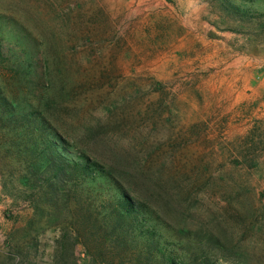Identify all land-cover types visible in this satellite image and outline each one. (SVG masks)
<instances>
[{
	"label": "rangeland",
	"instance_id": "rangeland-1",
	"mask_svg": "<svg viewBox=\"0 0 264 264\" xmlns=\"http://www.w3.org/2000/svg\"><path fill=\"white\" fill-rule=\"evenodd\" d=\"M0 9L45 58L43 103L72 143L123 171L174 232L190 230L220 262L264 264V29L211 0ZM27 193L0 167V264H98L66 212Z\"/></svg>",
	"mask_w": 264,
	"mask_h": 264
},
{
	"label": "trees",
	"instance_id": "trees-1",
	"mask_svg": "<svg viewBox=\"0 0 264 264\" xmlns=\"http://www.w3.org/2000/svg\"><path fill=\"white\" fill-rule=\"evenodd\" d=\"M211 1L228 20L264 29L261 0ZM49 80L29 33L0 9V167L23 181L27 198L62 208L98 264H225L190 230L174 232L123 171L70 141L43 103ZM254 129L245 141L252 148Z\"/></svg>",
	"mask_w": 264,
	"mask_h": 264
}]
</instances>
